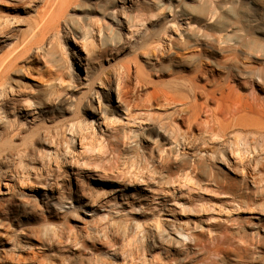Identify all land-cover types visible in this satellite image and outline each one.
Returning a JSON list of instances; mask_svg holds the SVG:
<instances>
[{
    "label": "rangeland",
    "instance_id": "rangeland-1",
    "mask_svg": "<svg viewBox=\"0 0 264 264\" xmlns=\"http://www.w3.org/2000/svg\"><path fill=\"white\" fill-rule=\"evenodd\" d=\"M84 1L91 8L69 5L66 12L93 32L83 38L84 31L63 23L58 34L51 30L47 55L33 48L17 66L25 92L7 90L4 101L0 94L10 113L0 114V122L15 118L18 133L3 135L0 124V262L5 251L19 264H264V0H160L175 12L163 10L137 29L124 20L145 0ZM56 4L0 0V28L9 27L0 37V56L19 49ZM162 20L172 36L188 34L191 22L221 40L231 37L189 51L225 61L213 70L214 85L230 70L231 91L206 102L175 89L196 64L150 70L135 42ZM104 23L120 32V45L102 42ZM176 51L163 59L182 62L184 50ZM90 66L101 76L92 103L103 110L95 123L81 109L90 103L83 98ZM192 83L215 87L202 78ZM160 89L171 101L144 98ZM183 106L200 123L213 112L212 130L204 124L188 129L175 114ZM236 107L231 116L229 108ZM78 121L83 126L73 131ZM172 126L198 137L194 149L183 145L182 135L176 139ZM164 156L191 162H164Z\"/></svg>",
    "mask_w": 264,
    "mask_h": 264
},
{
    "label": "bare ground",
    "instance_id": "bare-ground-1",
    "mask_svg": "<svg viewBox=\"0 0 264 264\" xmlns=\"http://www.w3.org/2000/svg\"><path fill=\"white\" fill-rule=\"evenodd\" d=\"M69 5H74V8L76 10H84V9H89L91 8L86 1L84 0H57V4L54 9L50 10L48 16L46 19L42 20L41 23L37 24L35 27L36 30H34L33 34L23 43V45L19 49H14L11 51V53L5 55V56H0V94H4V98H6L5 92L7 90H11L16 92L17 94H23L24 91V86L21 83L19 79V71L23 70V67L17 68L20 62H25L23 59H21L24 55L29 53L33 48L39 49L43 51L44 55H47V49L51 45V39L47 38V34L51 30H55L56 33L58 34L60 30L58 28L61 26L63 23L67 30H70L71 32L77 31V30H82L84 31L83 33V38H85L86 34L88 32H93V28H80V26L77 24V21L75 18L71 15L68 16L66 9ZM186 5V4H185ZM178 7V6H176ZM185 7V6H184ZM108 8H111V6L104 7L102 11L104 12ZM180 10V15L184 14L183 9L184 8H179ZM165 10H170L172 11L173 8L170 4H166L165 2H162L160 0L155 1V0H145L143 3H140L137 5L129 14L126 15V18L124 22L128 24V26L133 27L134 29H137L138 25L141 24L145 19H152L155 17H158L161 13V11ZM175 12V7L174 10ZM172 22L174 24H178V17L174 16ZM159 27L156 30H151L147 32L146 36H142L137 39V42H135L136 49L142 50L144 55V63L148 64L150 66V70H153L155 72H160L161 73H166L168 71L173 70L174 66L179 67V66H192L193 64H196V68H194V74L192 77L189 78L187 83L179 82L176 81L174 82V87L177 90H180L181 88H186L188 92L193 93V95H200L206 98V102H210L215 98H218L215 96V93L219 92L222 96L225 92V89L228 88L231 91V87L228 84V80L230 78L231 71L226 73L224 78H222L221 82L217 86L214 85L216 78L213 75V70H216L218 67H224L225 61H219L217 59H214L211 56V52H203V53H197L192 57L189 55V51L193 50V46L197 45L201 42L206 41L207 43H210V45L213 44H220V43H229L231 40V37L229 35L226 36V39H219L214 37L212 33H209L207 30H200L199 28H192L193 23L188 22V26H190V32L188 34H183L180 33L178 36H172L168 35V21H160L159 22ZM1 26V25H0ZM2 27V26H1ZM9 27L5 25L4 28H0V37H5L6 33L8 32ZM170 29V28H169ZM98 31L101 33L102 32V42L104 44L109 43L110 45H117L122 43V37L120 32L113 30L110 25L104 23L102 26L99 27ZM154 37L156 38V45L151 46L149 40ZM10 38V37H8ZM47 41L48 45L45 46V42ZM238 43L241 45H245L246 41L239 38ZM260 46V45H259ZM149 47H152V50H149ZM177 49L184 50L185 53V58L182 62L178 64H174L171 62V60H165L163 59V55L166 53V51L172 50V53L178 54L176 51ZM153 56H152V54ZM192 58L194 60H192ZM228 61V60H227ZM127 66V65H125ZM209 66V67H207ZM128 67V66H127ZM212 67V68H211ZM94 67L90 66L88 71L86 72L87 76L85 81H88L86 85V91L83 94V98H86L89 100V104L87 107H81L82 111L90 116L91 122L95 123L97 117H99V114L102 113L103 110V105L98 106H93V99L96 98V95L99 94L96 88V80H100L101 76L100 73L96 74L95 71L93 70ZM128 71V69H126ZM196 78H202L205 80V85L212 86L214 85L215 87L207 91L203 86H196L192 81ZM249 78H252L249 76ZM55 80L60 81V84L63 83V78L61 74L56 73V78ZM80 83H83L84 81L81 80L79 77L77 78ZM258 81L260 79L258 78ZM248 80H246L243 77V82L239 81L238 83L240 85H244L247 83ZM139 83V81L137 82ZM261 83V82H260ZM263 83V82H262ZM259 85V84H258ZM139 87H142V85L138 84L136 86V89L138 90ZM155 89V88H154ZM229 91V92H230ZM52 92H56V89H53ZM117 92V91H116ZM29 95H32L30 92H28ZM48 94L47 93L44 96L46 97ZM119 94L121 95L120 98H128L127 91L122 92L120 91ZM97 98H101V95H98ZM144 98H164V101L169 102L171 101L167 91H164L162 89L158 91H152L148 96ZM2 106L0 105V109H2L1 113L4 118H8L10 116V113L6 109V104L3 105V103L0 101ZM169 104V103H168ZM238 105V104H237ZM247 107H252V104L247 106ZM240 107L232 108V110L229 108L228 113H231V116H234L237 111H239ZM88 111V112H87ZM186 106L180 107L179 109L175 110L176 117L181 119L182 121L186 122L188 129L189 128H194L198 124L205 126V128L212 130L213 124V112L209 113V118L205 122H198L197 119V113L194 112L193 114L186 115ZM230 116V115H229ZM224 120H227L226 118ZM83 121V120H82ZM78 121V125H72V130L80 129L83 126V122ZM17 122V121H16ZM16 122L15 118L13 121H9L8 119L4 122H0L2 125V133L3 135H7L10 133H13L12 136L18 135V133L15 131L16 129ZM0 125V126H1ZM15 131V132H14ZM172 132L175 135L176 139L179 138V135H182L183 137V145L186 148L189 149H194L196 145V141L198 137H196L194 134H191L188 131H185L184 133H180L179 129L176 126H172ZM44 143L47 145L49 143H52L51 140L44 141ZM244 156V155H243ZM164 162L168 161H175L179 162L182 164H187L190 163L191 161L188 158L185 157H180L178 158L177 156L169 158V156H164L163 158ZM245 159V158H244ZM193 163H191L192 165ZM250 172V171H249ZM248 172V173H249ZM253 175H251L252 177ZM32 234V230L30 232ZM179 234H182L179 233ZM178 234V235H179ZM75 237V236H74ZM10 250V249H9ZM14 257L12 254H7V252H3L1 255V262L0 264H9V263H14V264H19L16 261L13 262ZM22 262V261H21ZM100 264H107L105 261H101Z\"/></svg>",
    "mask_w": 264,
    "mask_h": 264
}]
</instances>
